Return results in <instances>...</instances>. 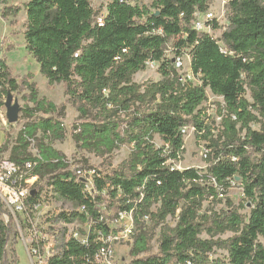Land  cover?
Returning <instances> with one entry per match:
<instances>
[{"label":"trees","instance_id":"1","mask_svg":"<svg viewBox=\"0 0 264 264\" xmlns=\"http://www.w3.org/2000/svg\"><path fill=\"white\" fill-rule=\"evenodd\" d=\"M7 1L0 0L3 16L21 11ZM212 1L153 0L151 10L134 0H110L101 21L91 0L24 4L27 51L50 84H64L68 101L79 112L81 122L72 135L77 150L109 157L131 147L116 169L81 167L94 171L89 185L67 155L46 142L66 139L60 119L65 105L39 97L31 73L19 80L0 60V108L10 92L29 90L24 95L28 121L13 146L7 138L0 147L19 165L36 162L34 173L40 179L28 203H40L52 191L75 206L58 219L91 223L85 243L65 239L47 264H98L94 256L102 246L99 237L111 231L109 219L121 213L133 216L130 264H264V0H228L229 27L220 38L193 26L195 13L208 11ZM209 24L220 28L216 19ZM171 42L177 58L189 51L197 83L167 56ZM148 62H160L161 79L135 82L133 76ZM208 89L225 102L217 133L203 107ZM255 123L261 124L260 130L253 129ZM187 126L207 142L205 171L174 166L185 152ZM156 136L162 145L156 144ZM32 141H37V155L29 151ZM237 177L250 202L248 216L230 200L219 212L204 209L205 201L226 194ZM0 210L8 211L1 201ZM170 217L176 219L175 226L168 224ZM147 221L161 227L157 253H150L153 235ZM227 232L233 235L218 237ZM14 237L0 217V264L8 261L7 246ZM216 248L226 250L228 259L212 258Z\"/></svg>","mask_w":264,"mask_h":264},{"label":"rangeland","instance_id":"2","mask_svg":"<svg viewBox=\"0 0 264 264\" xmlns=\"http://www.w3.org/2000/svg\"><path fill=\"white\" fill-rule=\"evenodd\" d=\"M28 0H8L7 4L10 6H18L21 11L18 14H11L3 16L4 4L0 3V60L4 59L10 66L13 75L19 77V80L26 74H32V82H35L38 88L39 97H46L53 101L58 106L65 105V112L60 117L66 128V139L64 141L59 140H46L54 148L62 151L67 155V158L71 161L73 167H85L94 166L99 171L108 172L116 169L120 164L128 158L131 147L124 146L123 148L116 150L109 157H99L94 153H90L86 150H77L75 142L73 140V132L79 127V112L77 108L68 101V97L65 93L63 83L50 84L47 78L41 73L40 65L36 59L27 51L24 32L26 30L27 14L24 9V4ZM92 5L96 12V20L101 21L103 16L107 12V4L110 0H91ZM228 0H213L209 6L208 11H212L216 20L218 21L220 28L204 31L209 32L215 38H220L222 33L229 27V9L227 7ZM134 3L139 5H147L151 10H154L152 6L153 0H134ZM222 44V42H220ZM188 50L183 52V55L177 58V53L173 48L172 42L169 44L167 50V56L174 58L176 68L178 71L187 77L189 80L197 83L198 80L192 74L190 68V56ZM160 62H148L146 68L139 71L133 76L135 82L143 84L147 81H158L161 79L159 72ZM29 90H21L20 92H13L14 103L17 102L21 107L19 120L16 123H9L7 119L6 107L0 108V147L8 138V144L13 146L14 140L23 128L24 124L28 121L24 116V108L27 101L24 95ZM208 100L204 103L205 110L212 115L213 125L218 129L221 128V117L219 115L220 110L225 105L224 99L220 96L212 93L210 89L207 90ZM247 98L251 100V92L248 90L246 94ZM32 106V103H29ZM46 115V114H38ZM47 116V115H46ZM6 119L7 124L3 121ZM253 129L260 130L261 124H252ZM41 134H38V138ZM185 140V152L183 158L180 161H175L174 166L180 170L194 167L198 169L206 170L208 166L207 161V142L199 140L196 137L195 130L192 126H187L184 129ZM157 145H162L163 142L159 136L155 137ZM29 151L37 155V141H32L29 147ZM2 154L10 155L9 150L0 151ZM91 172L83 169L81 177L89 185H92ZM219 192H222L219 188ZM228 200L233 205L240 208V212L245 215L250 214L251 207L250 202L245 198L243 189L239 184L232 185L226 194L220 195L217 199H210L205 201L204 209L209 208L214 211H221L227 209ZM245 204L244 207H240ZM75 209L74 204L68 200L60 198L52 191L45 192L37 209L29 210L26 212L23 219V226L18 223L17 218L10 212L0 210V217L9 224L12 229L13 237L9 241L7 246L8 261L5 264H47V260L53 254L58 253L61 250L65 238L75 236L78 239L85 240L91 229V223H83L79 220L73 223H65L58 219V215L61 212H71ZM168 224L175 226L176 219L169 218ZM133 224V218L130 214H123L120 218L109 219L110 228L112 232H117L127 228L129 224ZM149 233L153 235V239L150 244V253H157L159 251V237L160 226H155L150 221L146 222ZM17 232V233H16ZM232 232H227L220 235L221 239H227L232 236ZM207 237V235H203ZM217 237V238H218ZM44 241H47L44 243ZM260 241L264 244V238H260ZM134 243V239L123 238L121 242L116 243L113 246V264H130L132 256L130 254L131 247ZM40 249L42 250L41 253ZM212 258H220L227 260L228 252L222 248H216L211 254Z\"/></svg>","mask_w":264,"mask_h":264},{"label":"built area","instance_id":"3","mask_svg":"<svg viewBox=\"0 0 264 264\" xmlns=\"http://www.w3.org/2000/svg\"><path fill=\"white\" fill-rule=\"evenodd\" d=\"M214 19L216 18L212 11H197L193 19V26L198 31H204L206 29L212 30V26L209 24V22ZM3 121L7 124L5 118L3 119ZM214 132L217 133V130ZM35 165L36 162L33 161H28L24 165H19L16 162L12 161L9 155H5L0 152V201L2 202V204H4V208L8 210V212L12 213L17 218L18 223L22 226V217L24 216V214L26 212H29V210L37 209L40 205V203H28L27 201L28 196L33 192L32 190L37 185L40 179V176L34 173ZM77 172L81 176L82 170L79 167H77ZM90 172L94 173V171ZM237 180V178L232 180V185H234L235 183L238 184ZM213 182L215 183L214 179ZM220 195L223 196V194ZM123 214L129 213H121V215ZM130 215L132 216V214ZM133 229L134 227L131 223L124 230L112 232L111 229V231L107 235H101L99 238L102 241V246L94 256L96 262L98 264H113V246L116 243L121 242L125 237L127 240L132 238ZM70 237L78 239L75 236ZM81 241L85 243L87 241V238Z\"/></svg>","mask_w":264,"mask_h":264},{"label":"water","instance_id":"4","mask_svg":"<svg viewBox=\"0 0 264 264\" xmlns=\"http://www.w3.org/2000/svg\"><path fill=\"white\" fill-rule=\"evenodd\" d=\"M5 107L7 110V119L9 123H16L19 120V115L21 112V107L17 102L14 103L13 94L12 92L9 93L6 101ZM239 179V177H237Z\"/></svg>","mask_w":264,"mask_h":264}]
</instances>
